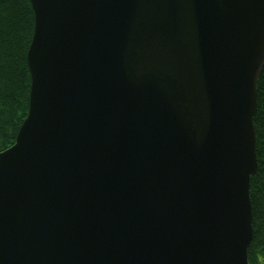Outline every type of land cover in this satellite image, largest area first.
Segmentation results:
<instances>
[{
	"label": "water",
	"instance_id": "1",
	"mask_svg": "<svg viewBox=\"0 0 264 264\" xmlns=\"http://www.w3.org/2000/svg\"><path fill=\"white\" fill-rule=\"evenodd\" d=\"M31 4L0 264H249L264 0Z\"/></svg>",
	"mask_w": 264,
	"mask_h": 264
},
{
	"label": "trees",
	"instance_id": "2",
	"mask_svg": "<svg viewBox=\"0 0 264 264\" xmlns=\"http://www.w3.org/2000/svg\"><path fill=\"white\" fill-rule=\"evenodd\" d=\"M34 28L31 0H0V152L15 143L29 111L28 51ZM257 93L253 122L258 168L250 185L254 233L248 250L249 264H264V68Z\"/></svg>",
	"mask_w": 264,
	"mask_h": 264
}]
</instances>
